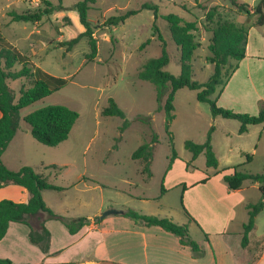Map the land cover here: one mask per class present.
<instances>
[{
	"label": "rangeland",
	"instance_id": "obj_1",
	"mask_svg": "<svg viewBox=\"0 0 264 264\" xmlns=\"http://www.w3.org/2000/svg\"><path fill=\"white\" fill-rule=\"evenodd\" d=\"M50 1L54 4L60 2L67 9L32 22L12 21L9 12L36 10L43 7L42 0H0V48L15 47L29 56L32 70L39 67L52 76L65 79V83L50 95L20 110L17 135L8 144L4 156L10 166H30L46 176L50 183L61 187L46 189V201L59 195H66L64 197L70 200L79 194L93 197L94 205L100 198L127 199L129 205L125 208L143 213H168L177 222L179 219L175 212L182 215L183 220L187 217L181 207L182 186L166 188L162 195L161 185L166 187L176 179L187 183L196 178L209 177L211 186L219 190L222 183L227 187L223 174L234 169L252 174L264 172L262 123L248 124L247 130L240 133L237 119L212 116L209 104L197 100V90L183 87L174 96V118L169 127L171 143L165 129V97L158 101L155 85L139 79L137 75L142 65L160 51V40L156 32L153 34V25L162 34L170 54L165 71L180 74L179 51L170 38L168 23L164 18V15L174 13L197 23L198 30L194 32L197 48L190 60L192 79L206 81L214 72V64L207 59L213 24L206 20L205 14L216 6L220 18L247 27L246 51L249 57L230 61L223 69L224 82L216 86L210 99L237 112L257 114L264 104V24H255L256 16L250 13L259 0H241L250 5L249 14L239 12L229 0H95L87 12L98 46L93 61L85 58L90 50L86 37L68 51L59 45L60 41L80 32L78 12L71 8L79 0ZM146 4L156 5L157 12L152 7L144 6ZM127 11L133 13L123 22L107 24L110 16ZM65 15L71 19V25H65ZM145 41L149 42L140 48ZM249 65L259 66L255 72L257 78L254 72H249ZM20 66L15 64L14 68L19 69ZM250 75L256 80L252 82ZM32 82L33 77L8 80L16 97L21 87L27 88ZM111 98L124 112V118L102 114V109L108 106ZM53 104L65 105L77 111L78 118L64 141L56 146H48L31 135L29 124L23 120V116ZM125 120L128 125L122 129ZM211 127V146L218 159L217 167L206 166L203 152L193 160L191 152L184 147L185 140L204 142ZM153 135L156 141L151 144L148 175L142 172V162L132 158V153L141 144L150 143ZM172 147L176 157L171 161ZM83 176L92 179L94 182L91 185L96 188L81 192L75 190L72 184ZM258 186L252 180L244 181L241 192L244 203L259 200ZM141 196L144 200H141ZM244 203L240 198L234 207L229 228L241 229V225L247 221ZM108 209L113 208H104L99 216ZM256 223L260 229L264 228V210L256 217ZM189 234L193 240L205 235L196 223L192 224Z\"/></svg>",
	"mask_w": 264,
	"mask_h": 264
},
{
	"label": "trees",
	"instance_id": "obj_2",
	"mask_svg": "<svg viewBox=\"0 0 264 264\" xmlns=\"http://www.w3.org/2000/svg\"><path fill=\"white\" fill-rule=\"evenodd\" d=\"M230 3L239 11L249 14V4L241 0H229ZM95 0H79L73 4L72 9L78 12L80 24L84 30L80 31L74 37L59 42L60 46H64L68 51L81 38L86 37L90 46V50L85 54L88 61H93L97 56L98 46L97 39L94 37V27L88 19V10L91 8ZM43 7L36 10L25 12L11 11L9 15L12 21H32L37 22L43 16H48L53 12L65 10L60 2L54 4L50 0H42ZM152 7L157 12L156 5H144ZM133 11H127L118 16H110L107 24L117 25L123 22ZM251 16H256L254 23L257 25L264 24V0H259L252 8ZM218 16L217 19H214ZM206 20L210 22L211 37L207 48L209 55L208 61L214 64V72L204 82H198L192 79L191 58L197 48L194 32L198 30L196 21L184 19L178 14L169 13L164 15L168 23V30L171 40L177 46L179 51L178 61L181 65V72L173 75L165 71L164 67L170 61V54L166 48V42L162 34L153 25V34L157 33L160 40V51L158 55L146 61L138 71V78L153 83L157 91V100L161 101L165 97L163 109L165 112V129L170 135V123L174 118V96L175 92L183 87L197 90L196 98L200 102L209 104L212 116L221 115L225 118L237 119L240 122L239 132L243 133L247 130L248 124L262 123L264 125V104L261 106L257 114H249L246 112H237L232 109L217 105L215 101L210 99L214 93L216 86L222 84L223 69L229 65L232 59L241 60L246 56V44L248 29L242 24H238L228 19L220 18L217 7L213 6L205 14ZM65 25H71V19L65 15ZM149 41L141 44L144 47ZM29 56L21 53L15 47L0 48V188L7 184H17L25 188L29 193V199L26 202H16L11 199L0 200V239L5 235L10 222H22L30 227L29 238L32 243L40 246L41 250L46 251L49 246L50 234L44 225L47 219H56L61 221L70 233H76L83 225L87 224L90 219L87 217H66L54 212L46 206L42 198V190L44 189H60L50 183L46 176L36 172L30 166H22L17 170L8 168L2 161V153L7 148L9 142L15 136L21 119L20 110L41 98L50 95L65 83V79L55 77L36 67L34 70L29 66ZM21 65L19 69H15L14 65ZM33 77L32 84L19 89L17 97L13 89L9 86L8 80H17L21 78ZM161 105L159 106V109ZM102 114L107 116H118L124 118V112L119 108L116 102L111 98L108 106L102 109ZM77 111L61 104L47 105L33 110L23 116V120L29 124L31 135L40 143L48 146H56L64 141L70 130L72 129L76 119ZM128 125L127 121L123 122L122 129ZM211 131L209 129L206 139L202 143H196L192 140H185L184 147L192 154L194 160L200 153H204L206 157V166L217 167L218 159L211 146ZM156 141L153 135L150 143H144L138 146L132 153V158L139 159L142 162V172L150 175V161L152 156V143ZM172 145V144H171ZM176 157L172 147L171 161ZM171 164V163H170ZM169 164V165H170ZM52 167L57 168L55 165ZM223 179L228 189H239L243 182L252 180L259 184L260 196L255 203H248V218L243 223L242 245L246 246L249 240V234L255 229V217L264 207V172L262 173H245L236 171L223 174ZM165 190L161 185V192ZM185 214L190 221H194L190 213L183 207ZM43 218L39 222L38 229H34L28 221L30 216L40 215ZM124 215L142 221L145 225L159 226L162 229L177 235L183 245H188L192 250L197 251L199 245L190 237L188 225L178 224L168 217H159L153 214H143L132 208L124 211ZM99 217H94V221ZM264 241V235L259 238ZM0 264H12L7 258H0Z\"/></svg>",
	"mask_w": 264,
	"mask_h": 264
},
{
	"label": "crops",
	"instance_id": "obj_3",
	"mask_svg": "<svg viewBox=\"0 0 264 264\" xmlns=\"http://www.w3.org/2000/svg\"><path fill=\"white\" fill-rule=\"evenodd\" d=\"M78 26L82 31L83 26L81 24ZM247 57L249 54L246 51L244 59ZM258 67L249 65V72L255 74ZM255 77L257 78L256 74ZM256 78L250 75L252 82ZM8 146L2 153V161L8 168L17 170L19 167H12L4 160ZM92 182H94L92 179L83 176L72 185L78 192L89 191L96 188L91 185ZM210 182L209 177L196 178L187 183L176 179L169 184L170 186H164L165 190L161 192L164 195L169 187L182 186L180 196L182 210L185 207L194 221H190L187 217L183 220L182 215L175 212L179 219L176 221L178 224H187L188 230L196 223L205 234L199 235V239L194 240L199 245L197 251L192 250L188 245H183L179 237L172 232L155 225L147 226L142 221H135L124 215V211L128 209L125 207L129 205L127 199L100 198L94 205L93 197L79 194L70 200L64 197L66 195H59L50 198L48 202L44 196L46 192L44 189L42 198L46 206L54 212L73 218L83 216L90 221L72 234L61 221L45 220L44 225L50 234L46 251L30 241L28 224L10 222L5 235L0 239V258H7L12 264H264V241H259L264 235V228L260 229L256 223V217L264 207L255 217L256 227L250 232L247 245L243 246L241 243L243 224L241 229L233 230L229 228L231 227L229 221L234 217V207L240 198L244 203L245 198L241 196L244 182L235 190L228 189L223 183L218 190L212 187ZM257 188L259 189V186ZM141 197V200H144L143 196ZM1 199L26 202L29 193L20 185L7 184L0 188ZM254 201H246L244 203L246 208L248 203H255ZM104 208H115L121 212L101 218L99 213ZM149 213L173 219L168 213L161 214L162 212L158 211ZM96 216L99 220L94 221ZM42 218L43 213L30 216L28 221L34 229H38Z\"/></svg>",
	"mask_w": 264,
	"mask_h": 264
},
{
	"label": "water",
	"instance_id": "obj_4",
	"mask_svg": "<svg viewBox=\"0 0 264 264\" xmlns=\"http://www.w3.org/2000/svg\"><path fill=\"white\" fill-rule=\"evenodd\" d=\"M118 212H121V211H120V210H116V209H108V210L104 211V212L100 215V217L102 218V217H104V216H106V215H108V214H111V213H118Z\"/></svg>",
	"mask_w": 264,
	"mask_h": 264
}]
</instances>
